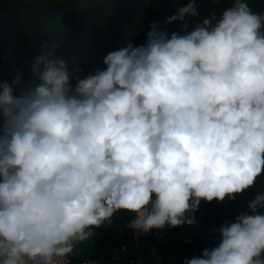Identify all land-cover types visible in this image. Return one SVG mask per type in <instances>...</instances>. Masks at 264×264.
Returning <instances> with one entry per match:
<instances>
[{"label": "clouds", "instance_id": "obj_1", "mask_svg": "<svg viewBox=\"0 0 264 264\" xmlns=\"http://www.w3.org/2000/svg\"><path fill=\"white\" fill-rule=\"evenodd\" d=\"M197 8L166 22L186 32ZM150 28L146 44L108 53L74 89L82 69L46 46L32 63L38 84H0V264H70L120 212L138 236L194 226L201 201L251 187V214L184 264H264V16L234 0L215 26L170 38ZM133 250L164 262L152 246Z\"/></svg>", "mask_w": 264, "mask_h": 264}, {"label": "trees", "instance_id": "obj_2", "mask_svg": "<svg viewBox=\"0 0 264 264\" xmlns=\"http://www.w3.org/2000/svg\"><path fill=\"white\" fill-rule=\"evenodd\" d=\"M191 2L193 0H0V84L5 81L11 84L17 76L21 77L23 88L38 84L32 63L46 46L68 64L70 71L82 69L73 72L71 86L74 89L77 76L84 79L106 68L103 60L108 53L126 47L129 42L137 47L146 44L151 24H157L158 30H166L169 38L173 32L184 35L204 19L215 26L234 0H194L199 15L186 18V32L182 31L181 21L167 24V18L177 15L179 7ZM247 2L254 14L264 16V0ZM251 190L254 187L237 194L234 200L201 201L194 226L153 230L139 236L126 227L134 217L125 212L117 213L111 224L95 230V237L77 244L70 258L78 263L103 256L115 246L128 245L131 249L152 246L164 257L163 264H184L186 259L201 256L204 249L218 246L219 229L234 222L236 215L251 214L248 208L254 200V195L250 198ZM187 239L192 241L186 244ZM139 256H143L141 250ZM148 259H153L151 264L155 263L156 258Z\"/></svg>", "mask_w": 264, "mask_h": 264}, {"label": "built area", "instance_id": "obj_3", "mask_svg": "<svg viewBox=\"0 0 264 264\" xmlns=\"http://www.w3.org/2000/svg\"><path fill=\"white\" fill-rule=\"evenodd\" d=\"M261 178L262 180L258 181ZM255 185L258 187L256 196L264 194V176L258 178ZM261 214H264V210L261 211ZM238 215H236V217ZM134 252L135 250L126 245H123L114 250H110L107 255L101 258L88 259L78 263H73L71 258H68V260L70 261V264H151V262L146 257L134 256ZM162 262V259H158L154 264H163ZM170 262L172 263V260Z\"/></svg>", "mask_w": 264, "mask_h": 264}, {"label": "rangeland", "instance_id": "obj_4", "mask_svg": "<svg viewBox=\"0 0 264 264\" xmlns=\"http://www.w3.org/2000/svg\"><path fill=\"white\" fill-rule=\"evenodd\" d=\"M253 195H254V192H253V190H251V195H250L251 199H253Z\"/></svg>", "mask_w": 264, "mask_h": 264}]
</instances>
